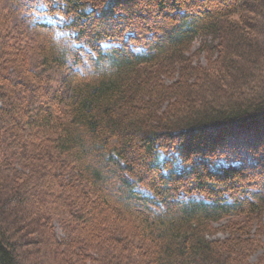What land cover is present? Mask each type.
Wrapping results in <instances>:
<instances>
[{"label": "trees", "instance_id": "1", "mask_svg": "<svg viewBox=\"0 0 264 264\" xmlns=\"http://www.w3.org/2000/svg\"><path fill=\"white\" fill-rule=\"evenodd\" d=\"M137 1L0 0V264H264V0Z\"/></svg>", "mask_w": 264, "mask_h": 264}, {"label": "rangeland", "instance_id": "2", "mask_svg": "<svg viewBox=\"0 0 264 264\" xmlns=\"http://www.w3.org/2000/svg\"><path fill=\"white\" fill-rule=\"evenodd\" d=\"M150 3L146 2V0H138L135 5L133 6V8L131 7V9L133 10H137V9H151V11L153 12V14H157V10H156V4L154 3V1H149ZM207 2V1H206ZM207 5H211L212 7H216L219 4H217V1L215 0H208V2L206 3ZM158 15V14H157ZM47 22L51 23L52 25H54L57 29V34L59 36H64L67 35V33L64 30V25H63V20H61V18H56V19H51L48 18L46 19ZM200 45V40H198L195 44V46L193 47V51H195ZM200 62L204 63L205 62V54H202V56L199 58ZM57 232L59 234V236H63V232L62 230L57 227ZM224 235L220 234L219 237H223ZM264 252V249L260 250L258 253H256L255 255H253L252 257V261H255L258 255H261Z\"/></svg>", "mask_w": 264, "mask_h": 264}]
</instances>
